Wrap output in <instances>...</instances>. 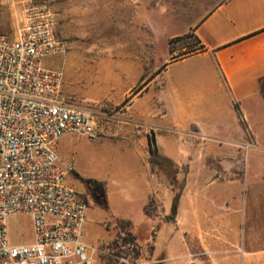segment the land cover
<instances>
[{
    "label": "crops",
    "instance_id": "obj_1",
    "mask_svg": "<svg viewBox=\"0 0 264 264\" xmlns=\"http://www.w3.org/2000/svg\"><path fill=\"white\" fill-rule=\"evenodd\" d=\"M202 2H107L113 6L106 16L107 43L121 46L112 61L127 104L110 119L113 141L95 144L118 147L126 168H111L109 180L87 178L77 171L70 143L60 137L56 148L59 159L73 167L65 176L67 185L76 189L66 181L72 174L76 183L95 180L91 186L101 191L95 202L104 213L100 207L86 208L83 223V240L94 249L93 264H111V228L117 220H128L139 238L143 259L138 264H171L166 242L185 195L188 237L217 246L227 237L242 238L233 258L217 257L214 264H264V0H211L201 7ZM187 31L199 48L171 58L168 40ZM136 45L141 53L135 52ZM67 87L73 89L64 81L63 91ZM148 136L160 155L184 168L174 217L171 186L148 162ZM88 189L76 190L91 195ZM88 212L95 214L91 228ZM136 214L141 219L135 228ZM162 225L170 229L160 245Z\"/></svg>",
    "mask_w": 264,
    "mask_h": 264
},
{
    "label": "built area",
    "instance_id": "obj_2",
    "mask_svg": "<svg viewBox=\"0 0 264 264\" xmlns=\"http://www.w3.org/2000/svg\"><path fill=\"white\" fill-rule=\"evenodd\" d=\"M13 17L12 35H0V264H93L83 240L86 204L65 183L73 167L56 143L70 133L96 139L98 114L64 94L62 67L46 66L66 47L51 7L27 2ZM15 215L30 217L31 241L10 242Z\"/></svg>",
    "mask_w": 264,
    "mask_h": 264
},
{
    "label": "rangeland",
    "instance_id": "obj_3",
    "mask_svg": "<svg viewBox=\"0 0 264 264\" xmlns=\"http://www.w3.org/2000/svg\"><path fill=\"white\" fill-rule=\"evenodd\" d=\"M27 2L45 3L54 11L55 31L57 36L65 41L66 47L63 53L51 57L48 61L52 62L50 68L62 67L64 69V81L67 82V86L69 84L73 88L71 91H66L68 87L65 88L64 94L74 104L90 108L98 114L96 139L73 133L65 134L61 138L70 143L71 148L74 149L73 162L80 175L98 180H109L112 177L111 168L116 172H118L116 169L122 172V167L126 168L125 158L118 147L116 149L98 148L95 144L96 142L105 144L113 141L108 129L110 119L127 104V99L123 97L122 78L115 73L116 62L112 61L113 54L121 53V46L107 43L106 16L113 7L112 3H107L108 0H0V35H12L14 31L13 9ZM210 2L211 0H203L199 5L204 7ZM191 15L192 12L187 13L189 19ZM109 40L111 41L112 38ZM134 47L136 53L138 51L141 53V46ZM168 48L171 58H181L199 48V45L194 35L187 31L180 36L170 38ZM144 50L147 52V46ZM156 72L158 73V69ZM57 146L56 143V148ZM173 167L176 170V186L178 187L180 181L183 180L184 168L178 165H173ZM75 178V175L69 174L66 181L74 185L78 191L84 186L86 190L88 187L92 195L87 192V194H81L87 211H93V206L98 209L100 206L95 200L101 191L86 183L79 181L76 183ZM161 178L164 183H169V179L165 176L162 175ZM116 182L117 180L114 179L112 184ZM185 196H183L179 211V220L176 226L171 225L173 235L168 242H166L167 231L170 226L162 225L158 230L157 241L160 245L161 242H166L168 261L171 264H186V262L214 264L213 260L217 257L233 258L235 251L242 245L240 237H227L225 244L219 246L206 243L202 238L196 240L188 237ZM100 209L104 213L101 207ZM87 215L86 223L88 228H91L95 221V214L88 212ZM140 219L139 214L132 217L135 228ZM7 229L11 243H26L32 239L31 220L27 215H15L9 218Z\"/></svg>",
    "mask_w": 264,
    "mask_h": 264
},
{
    "label": "trees",
    "instance_id": "obj_4",
    "mask_svg": "<svg viewBox=\"0 0 264 264\" xmlns=\"http://www.w3.org/2000/svg\"><path fill=\"white\" fill-rule=\"evenodd\" d=\"M195 37V36H194ZM196 39V37H195ZM197 40V39H196ZM198 41V40H197ZM161 66L158 68V72L163 68ZM148 162L151 167V171L155 174H160L169 179V185L173 191V210L175 209L176 200L180 196L184 180L180 181L178 187L176 186V170L173 167V163L163 155L158 153L157 147L152 136H148ZM87 183L91 185L97 184L93 179H86ZM152 209V201L149 202L144 212L150 215V210ZM111 228L109 224L106 226ZM114 231L113 246L111 247V264H125L121 259L126 260L129 264H138L143 256V248L140 245L139 238L132 232L131 225L128 220H117L112 228Z\"/></svg>",
    "mask_w": 264,
    "mask_h": 264
},
{
    "label": "water",
    "instance_id": "obj_5",
    "mask_svg": "<svg viewBox=\"0 0 264 264\" xmlns=\"http://www.w3.org/2000/svg\"><path fill=\"white\" fill-rule=\"evenodd\" d=\"M172 217L175 215V210L171 212Z\"/></svg>",
    "mask_w": 264,
    "mask_h": 264
}]
</instances>
